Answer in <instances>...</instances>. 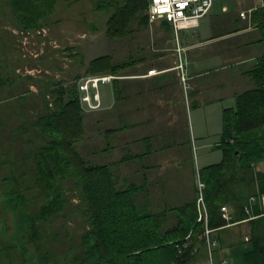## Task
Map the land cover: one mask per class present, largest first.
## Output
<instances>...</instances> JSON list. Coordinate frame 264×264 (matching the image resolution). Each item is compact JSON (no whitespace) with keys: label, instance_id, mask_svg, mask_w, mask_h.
Instances as JSON below:
<instances>
[{"label":"trees","instance_id":"obj_1","mask_svg":"<svg viewBox=\"0 0 264 264\" xmlns=\"http://www.w3.org/2000/svg\"><path fill=\"white\" fill-rule=\"evenodd\" d=\"M2 1L11 9L14 25L23 29L51 26L60 3ZM97 4L99 11L110 13L108 35L112 38L130 36L131 25L140 16L141 23L149 25V0H98ZM252 22L264 42V4L253 13ZM134 63L114 64L107 55L94 59L90 69L118 76ZM251 76L255 88L236 95L235 105L224 109L218 145L222 161L199 170L211 237L220 246L216 254L213 251L219 264L222 250L228 251L230 264H264L263 208L251 216L253 206L261 203L259 199L252 203L251 198L264 193V172L258 170L264 163V55ZM1 78L15 84L10 77ZM2 84L0 91H5ZM54 85L53 104L43 94L44 113L31 122L23 120L13 131L14 136L25 134L29 148L14 158L0 144V171H6L0 179V264H209L206 223L199 221L198 185L192 199L156 211L143 199L149 198L148 190L121 181L111 164L92 163L80 153L76 144L86 131L79 89L62 82ZM115 93L118 98L117 85ZM1 112L0 121L5 119ZM74 194L80 197L85 228L77 244L58 251L63 234L72 240L64 224L60 231L55 229L57 221L72 218L69 208ZM223 206L230 209V222L223 217ZM243 222L249 231L233 240L228 235L231 226Z\"/></svg>","mask_w":264,"mask_h":264},{"label":"rangeland","instance_id":"obj_2","mask_svg":"<svg viewBox=\"0 0 264 264\" xmlns=\"http://www.w3.org/2000/svg\"><path fill=\"white\" fill-rule=\"evenodd\" d=\"M97 2L98 0H60L58 11L52 18L51 26L39 29H23L14 25L15 18L11 9L0 0V9H2L0 12V77H10V80H15V84L11 85L7 79H0V82L3 83L2 89L5 90L0 91V112H5V119L2 120L1 118L0 121L4 127V129L0 130V144L4 146V153L7 152V154L15 158L16 154L20 155L29 148L25 134H20L19 132L14 136L13 131L24 122L23 120L31 122L44 113L46 108L43 94H45V97L47 94L50 104H53L51 90L57 87L54 84L62 82L65 86L73 85L78 88V84L82 80L90 77L115 76L111 73L98 74L91 72L90 64L94 59L109 55L114 64L131 60L135 61L140 56H150L152 52H155L154 49L162 42L165 46L171 47L175 46L178 40L183 41L185 35L192 34L198 39L200 35L203 36V29H199L200 25L191 30L180 31L177 36L168 23L159 22L157 24L149 23V25H145L141 23L140 19L142 17L140 16L132 23L131 28L133 32L130 36L112 38L108 35L110 13L102 10L99 11L97 9ZM245 4V0H215L211 13L218 14V16L239 14ZM224 8H227L226 11L230 12L225 13ZM209 19L208 17L203 18L200 24ZM228 28L227 24H219L218 22V33H225L229 31ZM41 29H45L47 34L38 35L35 38L28 36V40L26 39L27 35ZM224 42L225 46H236L235 43L232 44L229 40ZM140 47H142V51ZM138 52L140 56L137 54ZM51 61L57 62V65H50L49 62ZM145 62L150 63V60L146 59ZM212 66L214 65L210 64V67L207 66L206 69L210 73H216L209 74L207 79L212 81L218 79L217 90L207 94L203 91L198 97L200 100L199 105L195 106L191 104L189 110L187 108V111H189L188 132L191 138L190 144H193V147L191 145L193 157L194 161L198 163V167H200L198 168L199 170L222 161L224 154L218 145L222 138L223 114L224 109L230 108L233 105L227 97L228 81H226V76L231 78V69L223 70L219 66L218 71L217 68ZM25 67L39 68L43 70V73L36 75V77L25 76L22 74ZM130 67L132 65L128 68ZM77 76H79L78 79H76ZM12 87H14L13 91L11 90ZM114 91L113 85L100 84L99 93L104 101L106 97L109 101L110 99L113 100ZM79 96L80 103L85 112L84 124L86 133L76 146L88 161L99 164V160L93 159V148H96L97 151L95 150V152L99 153L104 146V139L99 135L104 125L99 124V130H96V122L100 116L96 113L97 110L90 111L82 104L80 92ZM1 114L3 116L2 112ZM143 129H148V127L144 125ZM160 130L161 128H156L155 133ZM151 136L157 137V134H151ZM158 138L163 140L161 141L162 145L169 151L166 145L169 142L168 138H163L161 133L158 134ZM112 139L113 137L108 139L107 157L113 159V168L117 171L119 155L116 151H113L114 145ZM154 141L155 139L152 140L153 144ZM174 141L175 143L172 146L174 150H183V155H189L190 149L187 142H183L185 139ZM176 152L171 151L169 153L170 157H167L171 163L180 158ZM19 161L21 162V160ZM161 161L165 164L167 160L161 159ZM5 173L6 171L4 170L0 171V179ZM197 176L198 179H201L200 174H197ZM166 195H169L168 190H166ZM143 199L146 201L147 196ZM72 200L73 202L69 208L72 218L57 221L55 229L56 231H60L62 229L61 226L64 224V232L70 233L72 240H69L66 234H63L61 236V244L57 248L58 251L67 249L69 243L77 244L85 228L86 223L79 210V202H81L79 195L74 194ZM10 224L12 223L10 222ZM248 231L246 225L241 224L236 228H231L229 234H231V237L233 236V240H239L243 236V233L245 234ZM219 248L220 246L213 249L215 254ZM218 253H221V251H218ZM63 259L64 256L60 257L58 261L62 262Z\"/></svg>","mask_w":264,"mask_h":264},{"label":"crops","instance_id":"obj_3","mask_svg":"<svg viewBox=\"0 0 264 264\" xmlns=\"http://www.w3.org/2000/svg\"><path fill=\"white\" fill-rule=\"evenodd\" d=\"M245 3L239 14L218 16L210 13L207 16L210 19L199 26V29H203V36L200 35L198 39L195 35L189 34L185 35L183 41H179L180 46L185 48L188 62V94L175 68L178 61L177 43L175 46L167 47L163 42L157 43L159 45L150 56L142 57L138 52L140 57L136 58L134 65L120 70L117 79L115 78L116 81L108 83L113 85L114 89L117 85L118 98L115 91L114 98L110 101L107 97L104 101L100 94L101 107L96 111L100 117L96 122V130H99V124L104 125L101 134L99 133L104 139V146L99 153L93 148V159L113 166V159L107 157L108 139L113 137V151L119 155L116 172L120 180L125 183L134 182L142 190H148L150 196L147 197L146 202L152 203L156 211L181 205L192 199L197 191V174L199 175L200 167L194 161L191 148L193 144H190L187 108L189 110L191 104L199 105L198 97L203 91L207 94L217 90L218 79L215 80L217 82L207 79L209 74L216 72L210 73L206 67L213 64L212 67L217 70L219 66L223 70L231 69V78L226 76V81H228L227 97L231 100L232 107L235 105L236 95L252 90L256 86L251 72L257 60L264 55V42L261 41V31L251 21L252 18L244 19L241 13L249 10L253 13L263 6L264 0H245ZM229 12L225 11V13ZM218 22L227 24L229 31L218 33ZM228 40L236 46L228 47L227 44L225 46L224 41ZM140 50L142 51V47ZM146 59H149L150 63H146ZM56 63L49 62L50 65L53 64L52 66H56ZM153 70L156 72L149 74ZM169 111H171L170 117ZM144 125L148 129L144 130ZM156 128L161 130L155 133ZM110 130L117 131L111 134ZM160 133L163 138H168L169 142L166 145L169 151L162 145L163 140L158 138ZM151 134H157V137L154 138ZM153 139H155L154 144ZM182 139H185L183 142H187L189 155H183V150L172 148L174 140ZM171 151H177L176 154L180 156L172 163L169 158L167 159ZM161 159L167 160L165 164ZM258 170L264 172V163L258 165ZM166 190L169 195H166ZM261 208V203L258 207L253 206L252 218L257 216ZM243 224L249 230L247 223L243 222ZM227 253L228 251L224 250L218 253L219 261L223 260L222 263L228 261ZM198 264L205 262L200 261Z\"/></svg>","mask_w":264,"mask_h":264},{"label":"built area","instance_id":"obj_4","mask_svg":"<svg viewBox=\"0 0 264 264\" xmlns=\"http://www.w3.org/2000/svg\"><path fill=\"white\" fill-rule=\"evenodd\" d=\"M215 0H149V5L147 9V16L150 24H157L159 22L168 23L175 34L178 36L180 31L191 30L197 28L200 25V21L207 17L214 6ZM226 11L227 8H224ZM252 10L248 12L241 13V17L244 19H251ZM34 32V31H32ZM30 33V32H29ZM47 34L45 29L37 30L36 32L26 36L35 38L36 36ZM177 54V65L176 70L180 80L184 86L186 94L189 91L188 84V65L185 55V48L180 46L179 40L176 46ZM156 71H150L149 74H154ZM43 73L42 69L25 67L22 74L30 77H36V75H41ZM48 73V71H47ZM116 77L112 75H104L98 77H90L82 80L78 84V89L81 95L82 104L90 111H95L101 107V96L99 93L100 84L111 83ZM205 184L202 180L198 179V209H199V221H204L206 223L205 236L207 238L208 253H209V264H219L214 260L213 249L217 246L216 240L211 237L212 230L208 226V208L204 198ZM260 200L262 208L264 210V193L259 197H252L251 202L254 203ZM223 217L230 222L232 219L229 207H222ZM187 243L185 244V247ZM222 264H230L229 261H224Z\"/></svg>","mask_w":264,"mask_h":264}]
</instances>
